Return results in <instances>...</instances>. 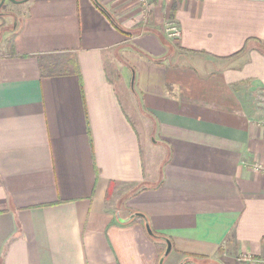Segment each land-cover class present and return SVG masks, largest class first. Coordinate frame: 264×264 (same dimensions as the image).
I'll use <instances>...</instances> for the list:
<instances>
[{"label": "crops", "instance_id": "crops-1", "mask_svg": "<svg viewBox=\"0 0 264 264\" xmlns=\"http://www.w3.org/2000/svg\"><path fill=\"white\" fill-rule=\"evenodd\" d=\"M26 2L0 49V264H160L134 213L162 264L264 261V0Z\"/></svg>", "mask_w": 264, "mask_h": 264}, {"label": "rangeland", "instance_id": "rangeland-1", "mask_svg": "<svg viewBox=\"0 0 264 264\" xmlns=\"http://www.w3.org/2000/svg\"><path fill=\"white\" fill-rule=\"evenodd\" d=\"M21 1V0H16ZM28 8L27 2L22 3H13L10 1H5L3 6L0 8V49L1 46L7 45L10 40L12 39L15 28L20 26ZM133 74L131 73L130 79L126 84V90L128 95V101L125 100L124 94L121 92V87L119 88V98L125 108L128 118L130 119L131 123L133 124L135 130L139 134L141 138L142 144L148 145L146 139L144 138L143 131H147L148 123L140 116L135 114V100L132 94V88L134 87V80ZM151 142H153L151 140ZM146 150V146H145ZM159 155H157L158 157Z\"/></svg>", "mask_w": 264, "mask_h": 264}, {"label": "water", "instance_id": "water-1", "mask_svg": "<svg viewBox=\"0 0 264 264\" xmlns=\"http://www.w3.org/2000/svg\"><path fill=\"white\" fill-rule=\"evenodd\" d=\"M5 1H10V2H13V3H22V2H26L28 0H21V1H16V0H0V8L3 6V4L5 3ZM136 218H140L142 219L143 223H144V228H145V231L147 233L148 236H155L153 231L151 230L150 226H149V223L146 219V217L140 213H134L132 215H130L127 219H120L118 218V221L122 224H125V223H128ZM161 241L165 243V250L163 252V255L161 256L160 260H159V263L162 264L164 258L166 256L169 255V253L171 252V249H172V245H171V242L166 239V238H163V237H160Z\"/></svg>", "mask_w": 264, "mask_h": 264}, {"label": "built area", "instance_id": "built-area-1", "mask_svg": "<svg viewBox=\"0 0 264 264\" xmlns=\"http://www.w3.org/2000/svg\"><path fill=\"white\" fill-rule=\"evenodd\" d=\"M141 6L147 7V0H137ZM163 33L167 40L169 41H176L180 37V31L177 25L171 21L168 20L163 27ZM254 170H260L259 166H255ZM245 261H249L251 258L249 256H243L242 258ZM257 264H264V261L257 262Z\"/></svg>", "mask_w": 264, "mask_h": 264}, {"label": "trees", "instance_id": "trees-1", "mask_svg": "<svg viewBox=\"0 0 264 264\" xmlns=\"http://www.w3.org/2000/svg\"><path fill=\"white\" fill-rule=\"evenodd\" d=\"M138 220L141 221L142 219L138 218ZM142 223H143V221H142ZM143 226H144V223H143ZM154 235H155V236H153V237H152V236H151V237L149 236V237H150L152 240H157V241H160V242L162 243L160 237H159L157 234H155V233H154Z\"/></svg>", "mask_w": 264, "mask_h": 264}]
</instances>
